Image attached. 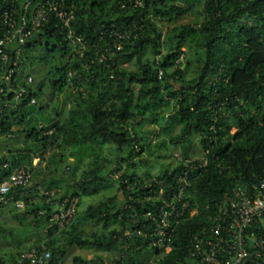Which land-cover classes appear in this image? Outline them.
Masks as SVG:
<instances>
[{
  "label": "trees",
  "instance_id": "trees-1",
  "mask_svg": "<svg viewBox=\"0 0 264 264\" xmlns=\"http://www.w3.org/2000/svg\"><path fill=\"white\" fill-rule=\"evenodd\" d=\"M142 1L138 5L135 0H76L73 29L96 47L81 57L70 54L66 40L51 21L26 43L22 68L14 72L13 89L22 85L28 89L24 99L19 103L15 92H0V138L26 132L31 141L17 149L6 146V152L0 143V182L17 167L26 166L33 171L31 182L12 188L7 197L27 202L31 191H35L41 192L39 195L45 200L51 196L42 193L43 190L63 189L59 198L61 207L66 197H78L80 203L82 197L100 192L104 176L97 159L95 166L84 171L79 180L65 188L62 186L55 174L57 165L64 159L56 160L54 152L51 161L43 164L45 154L55 146L65 144L82 150L90 144L101 147L112 144L118 151L126 149L132 161L127 170L123 171L121 162L113 170L119 173L117 190L122 196L116 193L77 210L73 222L63 227L66 241L56 238L61 227L51 221L52 214L60 207L41 212L43 204L29 208L35 214L36 226L47 228L43 242L51 251L54 264H63L69 247L74 245L114 247L118 252L109 260L76 255L74 264H105L106 261L142 264L159 251L149 245L147 233L155 223L146 216L155 208L154 204L160 203L154 198L161 186L156 180H163L165 188L170 189L169 184H174L185 165L178 163L172 169L166 168L156 179L141 178L135 161L144 151L143 137L133 132V126L148 116L150 122L160 123L165 117L158 108L169 105L167 96L174 104L172 114L166 117V127L171 128L174 123L181 125L173 140L182 146L183 158L196 165L204 160L208 163L190 176L192 186L188 197L197 213L179 225L170 249L158 264H186L193 234L216 211L224 194L236 185L249 189L264 179V0H204L205 18L201 22L186 21L199 0ZM112 24L129 32L123 48L115 50L114 56L105 62H92L105 43L113 42V38L102 33L105 26ZM44 38H53L55 43L51 47L47 43L37 56L36 45ZM186 43L188 49L196 45L205 52L198 74L190 79L182 62L176 64L180 54L185 53ZM164 48L167 51L163 52ZM56 50L65 58L64 63H56ZM149 52L160 55L158 60L156 56L151 59ZM37 58L49 69L40 80L27 84L26 79L31 75L24 78L21 73L26 62L34 66ZM121 60H135L137 69L122 67ZM11 67V62L0 64V87L5 85L2 78ZM159 68L163 69L162 77L158 76ZM48 84L57 93L69 85L73 90L82 89L76 92L69 116L60 121L49 113L43 116L46 126L15 129L25 124L26 107L39 104V97ZM33 97L37 103L31 104ZM45 106L42 104L39 110L43 111ZM85 114L89 118L83 120ZM193 137L198 138L200 145ZM115 220L119 227L102 235L84 233L86 221L108 225ZM130 230L133 233L129 235ZM5 232L0 223V237ZM21 254L12 257L0 254V264H17Z\"/></svg>",
  "mask_w": 264,
  "mask_h": 264
},
{
  "label": "built area",
  "instance_id": "built-area-1",
  "mask_svg": "<svg viewBox=\"0 0 264 264\" xmlns=\"http://www.w3.org/2000/svg\"><path fill=\"white\" fill-rule=\"evenodd\" d=\"M135 2L138 5L143 3L142 0ZM76 8V0H0V64L11 62L12 65L10 72L2 78L5 85L0 87V92L13 91L17 100L24 99L28 89L25 85L13 89L14 72L22 68L21 57L26 43L51 21L66 40L70 54L81 57L96 47L94 42L73 29ZM102 33L113 38V42L105 43L103 49L91 59L92 62L96 60L101 63L111 59L115 50L123 48L129 35L127 28H118L113 24L111 27L105 26ZM184 58L185 53H181L176 64H180ZM162 75L163 69L159 68L158 76ZM69 76L72 74L69 73ZM26 81L27 84L33 83V76H28ZM75 91L82 92V89L75 87ZM30 102L37 103V99L33 97ZM175 159L185 168L176 175L174 184H169L168 190L163 180H156L161 186L154 198L160 203L154 204L155 208L146 214L155 223L147 233L149 245L159 251L142 264H158L170 249L173 233L179 225L197 213V208L191 206V198L188 197V190L192 186L190 176L195 170L203 169L208 161L204 160L200 165L190 163L180 151L175 153ZM32 177L33 171L29 167L20 166L3 179L0 182V209L12 201L18 210H23L25 202L13 200L7 194L12 188L29 184ZM56 191L54 188L42 193L52 196ZM78 203V197L64 198L59 210L52 214L51 221L61 228L70 225ZM128 233L133 232L130 230ZM258 252L264 254V179L252 188L236 185L224 194L216 211L209 214L207 221L193 234L186 264H244L251 254L254 256L247 264H264V257ZM17 264H54V261L51 251L41 242L23 251ZM105 264L112 263L106 261Z\"/></svg>",
  "mask_w": 264,
  "mask_h": 264
},
{
  "label": "rangeland",
  "instance_id": "rangeland-1",
  "mask_svg": "<svg viewBox=\"0 0 264 264\" xmlns=\"http://www.w3.org/2000/svg\"><path fill=\"white\" fill-rule=\"evenodd\" d=\"M177 2L179 0H176ZM204 0H199L195 3L194 9L191 14L186 18V21L198 20L202 21L205 18V13L203 9ZM48 43L51 47L55 43V39H42L36 45L37 50L35 54L37 56L45 50L46 44ZM189 44H184L186 57L182 61V68L186 70V77L188 79L193 78L198 74V69L204 63L205 52L199 49L196 45L188 49ZM167 51L164 48L163 52ZM58 50L55 51L57 55L56 63L62 64L65 62V58L62 57ZM148 56L153 59L155 56H160L149 52ZM36 64L31 66L29 63H25L24 71H22V76L25 78L27 74L33 76V81L37 82L40 80L48 71V65L42 63L39 58L36 59ZM120 65L131 70L137 69V64L135 60L130 62H124L121 60ZM76 99V91L73 90L72 86H67L62 92H55L52 86L48 84L43 93L39 97V104L36 106H27L24 113L26 114V122L24 125H17L15 129L29 128L33 127L38 129L40 125H48L43 121V116L50 113L51 117L56 120L63 121L69 116L71 107L74 105V100ZM169 105L158 108L164 113V117L160 123L150 122V117H142L139 122L133 127V132L143 137L142 145L144 148L143 153L136 158L137 164L135 169L138 175L143 179L156 178L164 169H172L178 165L175 159V153L180 151L182 146L177 144L173 138L180 132L181 125L179 123H174L171 128L166 127V117L172 114L174 100L167 96ZM46 105L43 111L39 110L41 105ZM59 112V116L56 114ZM84 113V112H83ZM86 113V112H85ZM58 117V118H57ZM89 118L88 114H85L83 120ZM195 143L199 140L197 137H193ZM30 139L26 137V132L19 135H9L0 138V143L2 144L3 150L6 152L5 147L10 146L13 149L20 148L30 143ZM198 145H200L198 143ZM2 152V151H1ZM56 153V160L63 158L64 160L58 164V172L55 174L56 178L61 179L62 186L65 188L70 182L79 180L84 171L95 166L94 161L97 159L99 165L102 169V175L104 176L103 186L98 194H93L91 196H84L80 199L77 210H83L90 204L99 203L106 200L109 196L118 193V174L114 172L115 164L121 162L123 166V171L127 170L129 166L128 151L125 149L123 151H118L114 145L107 144L103 147L98 144H90L84 147L82 150L77 148L68 147L65 144L60 145V147L55 146L50 148V150L45 154V161H51L53 153ZM41 160V159H39ZM35 162H38L37 160ZM56 162V161H54ZM55 167L56 163H52ZM48 172V171H46ZM31 184L34 185V182ZM44 191V190H43ZM60 191L57 190L55 194L51 197H46L44 200L40 197L41 192L31 191L29 198L26 202V208L24 210H17L12 202L6 204L0 212V223L6 229L3 236L0 237V254L12 257L17 256L19 252H23L33 245L43 242L44 238L47 237V228L45 226L38 227L33 221L35 214L33 211H29V208L33 204H43L40 208V212L47 210L48 208L56 209L60 207ZM122 196V193H118ZM45 203V204H44ZM196 208V207H195ZM38 211V210H37ZM77 217V216H76ZM118 220H115L108 225L103 222H91L86 221L83 224L84 233L89 235L90 233H98L102 235L112 229L118 228ZM22 228V230L20 229ZM69 229V228H65ZM59 241H66V235L64 233V228L58 229L55 234ZM118 252L114 247L110 249H99L95 247H78L77 245L71 246L68 249L66 258L63 264H74L73 257L76 255H81L86 258H95L101 256L104 260H109L115 258Z\"/></svg>",
  "mask_w": 264,
  "mask_h": 264
},
{
  "label": "water",
  "instance_id": "water-1",
  "mask_svg": "<svg viewBox=\"0 0 264 264\" xmlns=\"http://www.w3.org/2000/svg\"><path fill=\"white\" fill-rule=\"evenodd\" d=\"M21 101H22V100H19L18 102L20 103ZM257 254H258V255H262V256L264 257V254L261 253V252H258ZM252 256H254V254H251V255L247 258V260L245 261L244 264H247L248 260H249Z\"/></svg>",
  "mask_w": 264,
  "mask_h": 264
},
{
  "label": "crops",
  "instance_id": "crops-1",
  "mask_svg": "<svg viewBox=\"0 0 264 264\" xmlns=\"http://www.w3.org/2000/svg\"><path fill=\"white\" fill-rule=\"evenodd\" d=\"M36 163V162H35Z\"/></svg>",
  "mask_w": 264,
  "mask_h": 264
}]
</instances>
